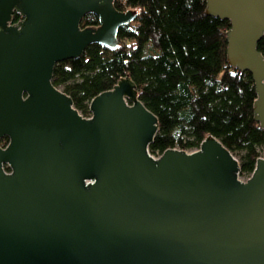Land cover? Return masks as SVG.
I'll return each mask as SVG.
<instances>
[{"label": "water", "instance_id": "obj_1", "mask_svg": "<svg viewBox=\"0 0 264 264\" xmlns=\"http://www.w3.org/2000/svg\"><path fill=\"white\" fill-rule=\"evenodd\" d=\"M114 0H0V264H264V158L149 147L157 117L128 77L83 117L52 83L93 44L114 50L133 12ZM21 19L14 23L13 15ZM99 20L81 29L87 14ZM229 22L227 64L253 80L264 132V0H206Z\"/></svg>", "mask_w": 264, "mask_h": 264}, {"label": "trees", "instance_id": "obj_2", "mask_svg": "<svg viewBox=\"0 0 264 264\" xmlns=\"http://www.w3.org/2000/svg\"><path fill=\"white\" fill-rule=\"evenodd\" d=\"M113 6L135 15L119 29V46L93 44L82 57L58 63L53 85L88 118L91 100L128 77L158 119L151 155L167 149L192 152L213 136L238 156L240 177L248 178L264 150V132L254 120L251 75L227 64L229 22L208 16L206 0H114ZM20 19L13 15L14 23ZM98 26L91 13L80 23L81 29ZM257 48L264 52V38ZM7 142L0 139V147Z\"/></svg>", "mask_w": 264, "mask_h": 264}, {"label": "rangeland", "instance_id": "obj_3", "mask_svg": "<svg viewBox=\"0 0 264 264\" xmlns=\"http://www.w3.org/2000/svg\"><path fill=\"white\" fill-rule=\"evenodd\" d=\"M3 148H4V147H3ZM155 157H156V156H155ZM261 157L264 158V150L261 151ZM236 159H238V156H236ZM246 179H247V178H242V177H241V180H242V181H245Z\"/></svg>", "mask_w": 264, "mask_h": 264}]
</instances>
